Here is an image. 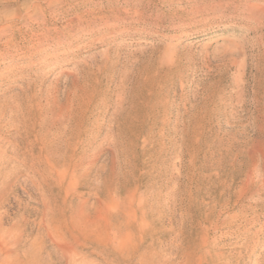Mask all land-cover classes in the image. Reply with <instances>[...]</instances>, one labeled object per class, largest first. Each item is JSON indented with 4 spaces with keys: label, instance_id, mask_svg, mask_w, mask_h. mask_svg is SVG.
Wrapping results in <instances>:
<instances>
[{
    "label": "rangeland",
    "instance_id": "rangeland-1",
    "mask_svg": "<svg viewBox=\"0 0 264 264\" xmlns=\"http://www.w3.org/2000/svg\"><path fill=\"white\" fill-rule=\"evenodd\" d=\"M0 236L264 264V0H0Z\"/></svg>",
    "mask_w": 264,
    "mask_h": 264
},
{
    "label": "bare ground",
    "instance_id": "bare-ground-1",
    "mask_svg": "<svg viewBox=\"0 0 264 264\" xmlns=\"http://www.w3.org/2000/svg\"><path fill=\"white\" fill-rule=\"evenodd\" d=\"M37 11V10H36ZM42 18V17H41ZM21 21V20H20ZM2 22V21H1ZM46 22V21H45ZM73 22V21H72ZM26 23V22H25ZM33 33V32H32ZM28 37V36H27ZM39 37V36H37ZM44 37V36H43ZM42 39V38H41ZM34 40V39H33ZM38 40V38H37ZM46 40V39H44ZM7 41V40H6ZM43 41V40H42ZM10 42V41H9ZM40 42V41H39ZM22 43V42H21ZM40 44V43H39ZM13 45V44H11ZM38 45V44H37ZM41 45V44H40ZM18 46V45H17ZM32 46V45H31ZM25 56V55H24ZM21 58V57H20ZM16 242H13L12 245H7L3 237L0 236V264H18L15 259L10 258L13 253Z\"/></svg>",
    "mask_w": 264,
    "mask_h": 264
}]
</instances>
